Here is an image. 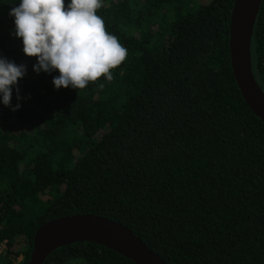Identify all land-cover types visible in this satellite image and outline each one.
<instances>
[{
  "label": "trees",
  "instance_id": "16d2710c",
  "mask_svg": "<svg viewBox=\"0 0 264 264\" xmlns=\"http://www.w3.org/2000/svg\"><path fill=\"white\" fill-rule=\"evenodd\" d=\"M19 2L0 0V55L27 67L21 107L0 102L1 264H28L39 227L74 214L128 227L168 264H264V123L231 65L235 0H102L127 57L78 90L33 71ZM251 54L264 90V0ZM73 261L136 264L94 242L44 264Z\"/></svg>",
  "mask_w": 264,
  "mask_h": 264
},
{
  "label": "clouds",
  "instance_id": "9594fccd",
  "mask_svg": "<svg viewBox=\"0 0 264 264\" xmlns=\"http://www.w3.org/2000/svg\"><path fill=\"white\" fill-rule=\"evenodd\" d=\"M102 6V0H70L67 5L65 0H20L10 9L12 35L22 40L25 55L36 57L33 71H58L52 79L57 90L84 89L101 77L111 81V70L126 59V47L97 14ZM26 73L25 64L0 55V102L12 111L21 107L13 106L11 99L13 89L17 100L22 99L18 82Z\"/></svg>",
  "mask_w": 264,
  "mask_h": 264
},
{
  "label": "water",
  "instance_id": "95a60500",
  "mask_svg": "<svg viewBox=\"0 0 264 264\" xmlns=\"http://www.w3.org/2000/svg\"><path fill=\"white\" fill-rule=\"evenodd\" d=\"M263 0H235L230 23L231 65L242 96L264 123V90L252 66V41ZM76 242H94L136 264H168L133 230L114 220L90 214H74L41 225L34 237L28 264H44L55 249Z\"/></svg>",
  "mask_w": 264,
  "mask_h": 264
},
{
  "label": "built area",
  "instance_id": "2783aa9c",
  "mask_svg": "<svg viewBox=\"0 0 264 264\" xmlns=\"http://www.w3.org/2000/svg\"><path fill=\"white\" fill-rule=\"evenodd\" d=\"M8 249V242L7 240H0V264L2 262V256L6 253Z\"/></svg>",
  "mask_w": 264,
  "mask_h": 264
},
{
  "label": "rangeland",
  "instance_id": "374dc122",
  "mask_svg": "<svg viewBox=\"0 0 264 264\" xmlns=\"http://www.w3.org/2000/svg\"><path fill=\"white\" fill-rule=\"evenodd\" d=\"M22 259H23V256L18 257L16 264H18V262H20ZM69 264H83V263L81 261H73V262H70Z\"/></svg>",
  "mask_w": 264,
  "mask_h": 264
}]
</instances>
